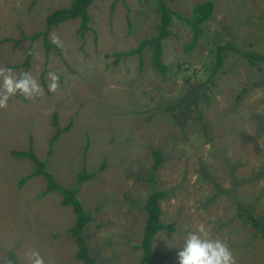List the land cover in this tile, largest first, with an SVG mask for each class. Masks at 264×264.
I'll return each instance as SVG.
<instances>
[{"label": "rangeland", "instance_id": "obj_1", "mask_svg": "<svg viewBox=\"0 0 264 264\" xmlns=\"http://www.w3.org/2000/svg\"><path fill=\"white\" fill-rule=\"evenodd\" d=\"M192 15L196 3L166 0ZM212 17L192 49L190 27L176 16L163 41L161 73L146 49L137 47L159 33L156 0H95L89 30L80 18L53 26L47 48L46 17L72 0H0V66L30 72L43 95L17 94L0 109V264H30L37 251L45 264H86L69 229L76 220L59 191L47 194L48 181L36 175V161L13 151L32 150L65 188L77 186L80 172L94 173L79 190L93 220L84 235L98 264H139L147 223L143 205L153 185L165 192L162 220L175 231H160L156 254L147 264H179L187 232L203 223L210 238L222 240L236 264H264V237L241 214V204L264 218V63L252 65L228 50L211 76L219 45L233 42L264 53V0H211ZM59 37L60 46L51 36ZM32 53L29 65L23 63ZM49 72L59 87L48 90ZM244 90V88H246ZM72 124L53 146V123ZM163 164L150 181L153 151Z\"/></svg>", "mask_w": 264, "mask_h": 264}, {"label": "trees", "instance_id": "obj_2", "mask_svg": "<svg viewBox=\"0 0 264 264\" xmlns=\"http://www.w3.org/2000/svg\"><path fill=\"white\" fill-rule=\"evenodd\" d=\"M95 0H72L71 4L67 7L58 8L46 17L47 27L44 31L35 33L32 38L36 39L39 36H44L45 45L47 48L50 47L51 43L48 40V35L53 26H57L58 24L80 18L81 20V34H84L89 30L91 21V16L89 14V7L93 4ZM119 0H114L113 6ZM140 1H148V0H140ZM156 8L160 14V23L158 25L159 33L156 36L148 37L139 42L137 47L131 48L128 51L117 53V62L126 56H131L138 54L140 57L141 63L143 62V53L146 49H150L152 51V63L153 65L160 70L161 73H166L168 70V65L163 60L164 54V46L163 41L169 37L172 32L169 27L173 22L174 17L180 18L184 23H186L190 27V31L193 33V38L189 42L187 50L189 51L194 47L198 39L203 33L202 24L208 21L215 11V3L211 0L205 2L196 3L192 15L190 16H181V14L176 11L171 10L168 7L166 0H156ZM228 50H233L234 52L244 56L252 65H259V63H264V53L259 51H250L245 50L242 47L234 44L233 42H229L227 44L219 45L217 56L214 61V67L211 71V76L216 74L218 70L223 65ZM32 53V49L30 51L29 56L26 58V61L23 65H29L30 55ZM244 88V90H246ZM53 123L56 126V132L50 139V149L49 155H52L54 152L53 146L56 141L60 138V136L69 131L72 127V124H68L65 127L60 126L58 115L55 114L53 118ZM13 155L16 157H27L36 161V169L35 171L25 176L22 179V184L26 183L32 177L36 175H43L46 177L48 184L46 190L43 194H47L52 191H59L63 195L62 203L64 205L72 206L74 211L76 212V220L73 226L69 229L72 237L75 239L76 243L79 246V251L77 253V257L83 260L86 264H98L97 259L90 252L89 245L87 243L86 237L84 235V229L87 224H89L92 220V213L88 212L79 198V190L86 180L93 178L95 176L94 173H86L85 171L80 172L77 186L75 188H65L58 184L55 178L52 176L50 171L47 170L46 160H39L32 150L30 151H17L14 150ZM154 155V164L153 169L151 171L150 181L154 182L155 173L158 171L159 167L163 164L164 158L160 149H156L153 151ZM165 196V192L161 189H158L153 185L152 192L150 193L147 202L143 205V208L147 211V223L144 230V237L142 244L137 247H142L144 249V254L141 257L139 264H147L148 260L153 257L156 252L153 247V243L155 241L156 235L162 230H168L170 232L175 231V222L165 223L162 220V209L160 206V200ZM241 214L247 216L248 221L252 224V226L256 229V232L261 234L264 237V218L261 216L255 215L252 211L241 204ZM15 264H21L19 261H15Z\"/></svg>", "mask_w": 264, "mask_h": 264}, {"label": "clouds", "instance_id": "obj_3", "mask_svg": "<svg viewBox=\"0 0 264 264\" xmlns=\"http://www.w3.org/2000/svg\"><path fill=\"white\" fill-rule=\"evenodd\" d=\"M51 41L60 46L59 37L55 34L51 36ZM48 78L51 81L48 90L55 92L59 87V76L49 72ZM17 94L32 99L36 95H43V89L30 72L16 74L12 68L0 66V109H6L9 99ZM29 256L30 264H45L39 252L33 251ZM177 260L179 264H236L228 246L222 240L210 238L209 230L203 223L195 231L187 232Z\"/></svg>", "mask_w": 264, "mask_h": 264}]
</instances>
